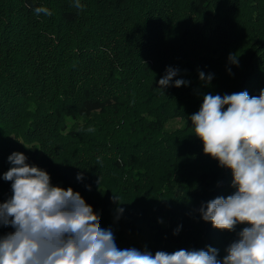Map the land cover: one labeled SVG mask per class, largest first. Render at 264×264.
I'll list each match as a JSON object with an SVG mask.
<instances>
[{
  "label": "trees",
  "instance_id": "obj_1",
  "mask_svg": "<svg viewBox=\"0 0 264 264\" xmlns=\"http://www.w3.org/2000/svg\"><path fill=\"white\" fill-rule=\"evenodd\" d=\"M76 2L0 0V202L12 194L3 180L8 157L21 152L54 186L78 191L101 227L103 215L131 231L166 216L161 251L211 246L222 259L248 225L220 231L199 209L235 191L232 173L207 164L199 138L189 149L184 137L165 136L163 126L179 115L184 133L194 130L197 106L186 102L207 81L200 73L207 78L235 51L241 31L253 43L212 79L222 84L221 96L264 90V0ZM169 67L178 74L161 89ZM176 79L187 83L177 88Z\"/></svg>",
  "mask_w": 264,
  "mask_h": 264
},
{
  "label": "clouds",
  "instance_id": "obj_2",
  "mask_svg": "<svg viewBox=\"0 0 264 264\" xmlns=\"http://www.w3.org/2000/svg\"><path fill=\"white\" fill-rule=\"evenodd\" d=\"M75 7L82 8L79 0ZM34 11L51 15L46 7ZM178 71L167 68L160 88L170 86ZM200 79L205 80L203 72ZM211 79L209 75L207 80ZM186 83L176 79L173 86ZM190 119L204 154L231 171L235 189L202 205L203 221L229 232L238 224L248 225L222 259L211 246L154 255L147 248H119L111 228L101 227L100 215L78 191L54 186L45 170L29 165L23 153L13 152L8 157L11 167L3 173L12 194L0 202V229L13 231L0 234V264H264V90L258 96L247 91L207 94Z\"/></svg>",
  "mask_w": 264,
  "mask_h": 264
},
{
  "label": "rangeland",
  "instance_id": "obj_3",
  "mask_svg": "<svg viewBox=\"0 0 264 264\" xmlns=\"http://www.w3.org/2000/svg\"><path fill=\"white\" fill-rule=\"evenodd\" d=\"M253 36L247 35V33H243L241 31V36L238 38V42L233 45V49L235 51H231L229 55L222 60L219 64V66H216V70H211L212 72H208L207 77L210 75L211 77L217 72V69L219 71H230L231 69L229 68L230 65L236 66V52H241L245 51L247 47H249L253 43ZM236 54V55H235ZM235 60V62H233ZM205 64V61L203 62ZM188 79H190V76H187ZM207 80V78H205ZM230 81H234L230 79ZM234 83V82H233ZM228 83H225V87H227ZM202 87L198 88V96H195L194 100H190L187 103H196V106L194 108L193 114L198 112L200 110V107L203 103V98L207 94H212V95H217L221 94L223 91V86L222 84L218 81L217 78L211 79L210 81H205V83L201 84ZM224 87V88H225ZM196 94V93H195ZM179 98H183L184 100L186 99V95H177ZM190 105V104H188ZM71 122V121H70ZM70 122L68 124V128L70 127ZM186 130V122L185 119L181 118V116H173L165 120L164 126H163V134L167 137L171 136H178V137H184V142L190 149L192 146L197 145V137L194 136V130H190L188 132L184 131ZM201 161V160H200ZM210 163L211 166H214L218 171H224L226 168H221L219 166V163L217 160L212 159L210 156L207 155V164ZM194 179L189 180L187 183L193 182ZM194 190H187L186 195H189L190 192ZM194 193V192H193ZM156 224L155 226L148 227L144 222L140 224V230L139 231H131L128 229L123 224H119L117 220L114 217L111 216H102V222L104 223L105 229L111 228V230L114 233L116 244L119 248L124 249V248H129V247H135L139 250H144L147 248V250L151 251L153 255L155 254L156 251H161L165 245L164 237H163V229H166L170 226V223L168 221V218L166 216H160L156 219ZM160 228H162V232H160ZM170 252L169 250H163ZM171 253V252H170Z\"/></svg>",
  "mask_w": 264,
  "mask_h": 264
}]
</instances>
